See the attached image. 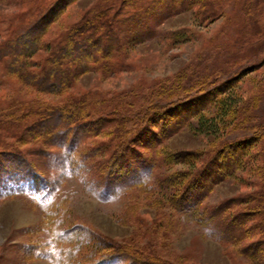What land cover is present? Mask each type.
I'll list each match as a JSON object with an SVG mask.
<instances>
[{"label":"rangeland","instance_id":"rangeland-1","mask_svg":"<svg viewBox=\"0 0 264 264\" xmlns=\"http://www.w3.org/2000/svg\"><path fill=\"white\" fill-rule=\"evenodd\" d=\"M21 1L0 0V19L26 12ZM100 1L59 5L60 16L44 41L82 21ZM161 1L158 16L146 17L147 30L152 31L140 32L126 50L130 66L126 71L112 77L96 72L80 75L66 94L88 99L102 110L97 116L104 117L112 106L122 112L129 108L124 105L128 100L135 112L163 92L174 93L163 100L164 108H150L152 117L138 127L139 141L126 143L142 154L131 158L136 166L128 171L125 162L112 160L118 166L108 178L100 172L102 167L109 169L108 162L87 157L92 149L96 158L100 156L98 147L109 142L104 135L113 130L112 125L102 126L96 138L92 137L95 125H84L90 132L72 153L32 140L4 139L8 147L29 152L26 160L53 189L43 198L29 193L0 197V264H53L47 252L59 264H76L79 255L83 262L89 258L90 236L109 244L108 254H122L104 264H254L253 259L264 264V219L233 220L239 212L247 214L248 197L264 196V0H205L216 12L206 20L201 2ZM7 27L0 24V32ZM214 100L232 102L223 119ZM36 101L66 104L68 100L39 93L7 74L0 63V119L10 111V103ZM199 116L215 117L221 131H199ZM37 132L26 137L39 138L42 134ZM154 139L158 142L152 147ZM2 143L6 145L0 140V150ZM237 153L246 155L236 158ZM68 154L75 164L64 173L59 157ZM194 155H200V162L191 170ZM144 162L157 166L151 175L138 172ZM177 174L186 179L172 206L159 185ZM130 179L138 180V185H122ZM116 186L118 194L113 191ZM186 192L191 209L180 208L181 214L173 208L183 202L180 197ZM226 203L230 204L221 211ZM198 209L200 225L187 217Z\"/></svg>","mask_w":264,"mask_h":264},{"label":"trees","instance_id":"trees-1","mask_svg":"<svg viewBox=\"0 0 264 264\" xmlns=\"http://www.w3.org/2000/svg\"><path fill=\"white\" fill-rule=\"evenodd\" d=\"M194 1L197 4L202 3L203 19L206 20L215 16L216 12H213L214 7L211 3H206L205 0ZM21 2L25 3L26 12L16 14L10 20L0 19V24L8 26L0 32V36L3 38L0 42V63L4 64L7 74L13 78L16 77L23 84L34 88L39 93L66 96L68 101L66 104H46L36 101L21 106L10 103L13 108L11 107L5 115L2 116L1 114L0 140L5 141L6 145L2 143L5 146L4 149L0 150V197H7L16 193H29L43 198L48 197L53 189V186L35 170L33 164L26 160V155L29 152L14 149L11 145L8 147V142L4 140L7 138H16L19 142L29 143L32 140L34 144L47 145L50 149L58 146L66 148L69 153H72L78 142L80 140L84 141L89 134L88 132H90L84 125H95L93 138L102 134V126L112 125L113 130L104 135L109 138V142L98 147L100 156L96 158V150L92 149L87 157L91 161L103 159L105 163L108 162L109 169H106V167L100 168V172L106 174L108 178L114 172L113 168L116 169L118 166L116 165L118 162H125L128 171L131 170L129 168L136 166L135 160L131 161V158L141 157L142 154L140 150L136 151L134 147H127L126 143L128 141L130 143L139 141L138 134L141 130L138 131V127L142 126L146 119L152 117L153 114L150 113V108H164L163 104L165 102L163 100L169 95H171L170 97L174 96V93L164 94L163 92L156 100H151L149 104L135 112L129 109L132 108V105L129 104L127 99V104L124 103V105H128L129 108L123 107L125 110L122 112L120 108L112 106L111 113L104 117L97 116V112L100 113L102 110L98 111L96 105L86 101L88 99L75 95L67 96L66 94L73 88L76 78L80 75L96 72L102 76L112 77L126 71L130 67L126 50L134 45L133 43H135L140 32L147 31V33H150L152 31L147 30L146 17L158 16L155 13L163 6V2L152 0L150 3L145 4L146 0H101L94 9L86 14L82 21L69 30L57 32L53 38L47 41H44V38L50 33L54 20L60 16L58 6H66L70 4L71 0H22ZM40 53H42V56L39 59ZM216 101L214 100L212 103L214 105L217 103L216 105L219 106L221 112L219 116L221 118L227 114L232 102L231 100ZM151 104L153 107H150ZM135 105L137 104L134 103ZM115 107H118V105ZM159 116H162V114H159ZM198 127L202 133L218 134L221 131L215 117L209 119L199 116ZM36 129H38L37 134H42L39 138H35L34 135L26 137L28 133ZM15 133L20 135L18 136ZM72 133H75L78 139H75V135L74 138H71L70 134ZM153 141L152 147L158 142L156 139ZM237 154L236 158L240 156L242 158L246 155V153ZM59 158L63 165L60 167L64 169V173H69L72 165L75 164L73 159L69 158V154L66 157ZM193 159L189 164L191 170L197 167L200 162V155H194ZM112 160L116 161L115 165L111 162ZM167 161L168 158L165 159L164 165ZM242 162L245 163L244 160ZM145 163L140 164V168L138 167L137 170L138 172L141 171V175L146 173L151 175L157 166L154 163L146 166ZM112 174H115V172ZM185 179V176L177 174L169 183L159 185L162 193H164L163 197L169 202L172 201V206H174L173 200L179 197V191L184 185ZM130 180L122 182V185H128L129 187L138 185V180ZM140 180H142L141 177H139V182ZM117 186L116 190L113 191L118 194L120 187L118 189ZM186 191L191 192L188 189ZM187 192L180 197V199L183 198V202L179 200L180 202L175 203V208H173L181 214L180 208L191 209L187 206L186 199H190L187 197ZM247 200L250 207L247 209V214L239 212L236 216H233V220L236 221L238 218L242 220V223L250 221L252 217L263 220L264 196L258 197L254 193ZM228 204L230 203L222 205L221 211L226 210L225 205ZM199 211V209L196 213L193 211L194 216L187 217L192 223L200 225ZM259 225L262 228L261 222ZM262 231L264 232V227ZM90 238L91 244L87 247L88 260L81 262V255L75 256L76 260L74 261H76V264H80V262L83 264L111 263L117 261L119 255H122L121 253L108 254L109 249H112L109 244L105 243L100 237L90 236ZM105 251L108 255L104 253ZM46 257L53 264L60 263V260L49 252H47ZM122 258L124 257L122 256ZM253 262L256 264L257 261L253 259ZM71 264H75V262Z\"/></svg>","mask_w":264,"mask_h":264}]
</instances>
